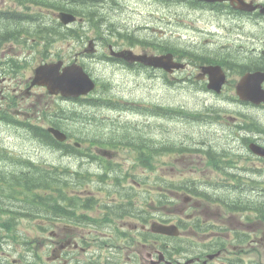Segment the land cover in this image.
Returning a JSON list of instances; mask_svg holds the SVG:
<instances>
[{
    "label": "rangeland",
    "instance_id": "374dc122",
    "mask_svg": "<svg viewBox=\"0 0 264 264\" xmlns=\"http://www.w3.org/2000/svg\"><path fill=\"white\" fill-rule=\"evenodd\" d=\"M140 1V0H138ZM136 0H99L98 3H95L96 6L92 5H85V8H83V19L84 14H88L90 18V13L86 12H101L100 18L103 21H108L106 23L100 24V32L102 34H98L96 30H98V27H96L95 23H89L86 25L85 30L82 31V39L85 41L87 38L96 39V37H101L102 39L100 42L103 41L104 38L107 37V33L105 32L107 29H110L109 26L113 25L116 33H111V38H108L106 43H113L116 41V39H120L117 34L121 32L122 30H126L127 28L131 31V33L135 34L134 29L140 28V24L134 25L138 27L132 26L131 18H134V20L137 18V21L141 20L143 18V15H148L150 12V6L147 2H138L135 3ZM0 7L1 8H9L14 7V2L12 0H0ZM128 8L135 10L137 13L141 14L138 17L134 15V13L130 10L128 11ZM73 12H79L77 9L71 7ZM81 9V8H80ZM152 16L153 13H150ZM37 15V14H35ZM87 15V16H88ZM159 16V15H158ZM169 16V15H168ZM161 18H165L162 22L165 25L166 34L164 37H161L163 41H166L168 43L173 44V47H171L173 50L176 51H182L185 52V54L194 53L198 55L201 58H205L206 55H204L200 49H198L199 39L201 37L198 33H196V30H202L204 29L205 32L210 33L211 35L216 34L218 29H222V31L219 32L220 36H223L222 39H219L218 41L220 44H226L227 38L230 40V44L237 43L240 45V47H237V45H234V48L238 50L239 48H243L242 51H238V57L234 58L233 61H229V65H239L242 63H248L251 61L250 58L245 56V49L249 48H256L259 49L261 46L258 41V39H264V23H249L248 25H242V24H233L238 25L237 28H232V30H227L226 28L230 27L231 22L229 23V26H226L222 23H217L215 18L214 20L211 18L213 15L208 16L207 18H201L199 15H191V17L186 18H179L174 17L171 19V17H164L160 16ZM171 20L173 21L174 25L171 31L167 32L170 29ZM222 24V25H221ZM226 26V28H224ZM1 28V26H0ZM134 28V29H133ZM155 28H157V25H155ZM162 30L161 28H157ZM140 30H143L140 28ZM119 31V32H118ZM228 31V36L227 32ZM140 33V32H139ZM171 33V35H170ZM140 34H143L141 32ZM147 33H145L146 35ZM136 35V34H135ZM144 35V36H145ZM167 35L171 36V40L165 39ZM233 35L232 37H230ZM137 36V35H136ZM142 36V35H140ZM154 36V35H153ZM139 38V37H138ZM141 38V37H140ZM151 39V38H150ZM238 39V40H237ZM211 40V39H210ZM237 40V41H236ZM76 39L72 40H61L58 42H55L51 47L48 48V51H46L50 55H58L61 59L70 61L73 60L76 56L75 53L79 52L82 48V45L79 44V46H75ZM188 41V42H187ZM212 41V40H211ZM74 42V43H73ZM240 42V43H238ZM86 43V42H85ZM84 43V45H85ZM196 43V44H195ZM83 44V42H82ZM117 45H121L120 42H118ZM168 45V44H167ZM10 44L6 45V48H10ZM16 52L19 51V49L22 51V53L26 52L27 49L24 50L22 48H18ZM105 46H102V49H105ZM76 49V50H75ZM138 48H136L137 51ZM105 51V50H104ZM186 56L182 57L181 61L184 60ZM220 62L223 63L224 60L222 59L223 56H219ZM243 60V61H239ZM65 61V62H66ZM226 62V61H225ZM83 66L87 68V70L93 75V78L97 80L99 83H103L102 85H109V89L111 91H108L106 94L107 98H110V96H121L123 97V100H129L132 102H138V103H144L145 105H159L163 104L166 106H169L170 108L178 107V105H186L191 110V116L188 115L186 118L187 121H177L172 120L171 118H164V119H150V126L149 128H146L145 131L148 132L146 136H149L153 138L154 140H158L160 142H168L171 141L172 143L176 142H185V143H194L197 145H201L202 142H206V144L209 142L212 144L213 147H216L217 144H223L224 147L231 145L233 147V143H227L226 140H228V137L221 138L222 133H230L232 134V128L229 127L228 129L222 127V123L220 124V121H213L210 119H207L206 121L208 124L205 126L207 129L212 130V132L207 133L205 132V128L202 127L200 124L196 123L199 122L201 118H199L200 112H198V105L199 103H203L201 99L197 98L195 93H191L188 89H182V83L181 80H173L174 84L173 87L167 88L164 85V79L161 76L160 73L155 74H140L138 72L134 73H122L119 70L113 68L109 64L106 63H96V61H92L90 58L84 59L80 62ZM1 75V73H0ZM180 74H174L172 75L174 78H180ZM171 80L172 77L170 76ZM0 81H2V77L0 76ZM1 88V86H0ZM101 91V90H100ZM100 93V92H99ZM98 93V94H99ZM5 95V94H4ZM121 97V98H122ZM47 97H43L40 94V91L35 90L29 98L24 102L23 108L26 109V112L30 114V121L33 123H39V119L42 115H44V108L45 111L50 112V108H54L57 105L63 106L65 109L77 111L79 114V119L74 120L72 116L64 117L66 120H62L61 126L63 127L66 132H68L70 135H76L77 137H83V139H92V138H98L100 142L102 141H109L116 138V133L111 132L110 129H107V132H99L95 131L91 128L90 124H87L88 119L92 118L93 114H95L98 117L105 116L109 119H115L118 118L115 112H112L110 110H107L105 108H99L96 110H91L86 108L85 106L82 107L81 103L77 104H71V103H64L63 105L56 101L53 98H48V106H45ZM1 103V101H0ZM116 104H120L118 101ZM22 108V110H23ZM206 113L208 111H205ZM119 114V113H118ZM194 114L196 116H194ZM127 116L125 119L128 120H134L136 119L134 116H131L130 113L126 114ZM128 115H130L128 117ZM124 118V116H122ZM108 120V119H106ZM107 123V121H106ZM102 123V124H106ZM139 123H143V121L139 120ZM232 123V122H231ZM41 125V124H40ZM107 127V126H105ZM23 133L19 129H14L11 126H7L4 123H0V142L3 140L4 145L8 147L9 149L13 150L16 153L24 154V155H31L39 156L40 159H47L52 160L53 159V153L46 148H43L44 146L39 145L38 143H35L31 141L28 138V133ZM26 133V135H24ZM98 133H103L104 138ZM225 136V135H224ZM226 143V144H225ZM236 146V145H234ZM86 148V147H85ZM230 150H226L224 152L225 155H228ZM240 151L235 152L237 158L235 162H238V165L240 167L247 168L250 166L251 161H246L243 157H241ZM130 150L128 149H122L119 153H116V156L114 155L115 161H128L126 163H123V165H127L129 162H131V158L129 156ZM182 158L176 157V156H170L165 155L161 156L159 159H157L153 164L155 165V168L153 169L155 172H147L142 171L141 169L137 170V173L140 175L138 181L141 182V185L137 187V193L139 194V198L135 199V204L140 208L141 206L148 208L151 205V200L157 199L156 194L159 191L157 188L159 184V180L157 177L161 178L162 180L168 182L169 184L172 182H180L183 179H186L187 177H191L192 179H205V180H222L225 178V176L222 174L223 172L220 170H215V168L210 167L208 164V161L203 156L194 155L190 156L188 155H182ZM77 163H80L81 166L85 161H81L80 158H77ZM62 166H65L67 168L74 167L76 171H83L82 167L78 165L74 159H63ZM1 169H4L2 167ZM152 170V171H153ZM222 172V173H221ZM74 180L77 182L76 177L74 175ZM184 182V181H181ZM5 185V184H4ZM3 184H0V187L5 188L7 190L9 186H4ZM170 191L173 189L168 187ZM67 190H71L70 193L77 197V199L85 200L87 198H94L101 200H106V196L104 193L95 190V186H91L90 183L85 184L83 186L79 187H73V188H67ZM8 191V190H7ZM169 196L170 199L174 200L173 202L175 205L174 209L171 210V220L178 221L181 218L184 219V215H180V208H186L188 204H185L183 202L184 196H176V198H172L173 196H170V193H164ZM8 202V203H6ZM4 203H6L4 205ZM194 201L192 200V204ZM161 204L159 203L158 206ZM165 209V208H162ZM161 209V210H162ZM18 206L15 202L9 201L4 197H0V224H3V222H6L7 220H10L13 223H18L17 228L11 232H7V228L4 226H0V258L5 259L9 258V263L11 264H30V261L32 260L33 253H27L28 254V261H24L25 257V246L22 243L20 239L17 238V242H15V239L13 238L14 234L21 235L26 237L28 239V242H30V249L33 252H36L37 257H35L36 264H40V260L44 261L45 264L49 263V259L51 257V252L53 253L54 244L51 242V240L54 241V243L58 242L59 240L56 239V237L52 235L53 233H50L51 230H55V234H59V229L61 231L70 228L67 226H72L69 222L63 223L62 220H56V221H46L44 220V216H40L35 219L29 218V216L23 215V218H20L21 216L18 215ZM23 212H27V214L32 215L34 213L33 208L24 207ZM87 213L91 217H100V211L95 208L92 211H77L78 215H81L83 213ZM196 215H205L203 212H201V204H197V210ZM221 213L224 214L227 219L225 220L218 219L221 218ZM144 215V214H143ZM247 215L248 221L253 217V214L250 212H247L245 216ZM163 216L168 217V213L165 212ZM209 216V218H208ZM238 216L239 215H233L228 211H219L215 213V211L211 208H207V221H212L213 224L220 225L221 227H227L232 228L233 223L238 224ZM244 216V217H245ZM246 218V217H245ZM241 221L242 218H240ZM127 222V221H125ZM247 222V221H246ZM250 222V229L252 232V237L255 238V240L258 242L256 245L252 247L242 248L239 246L231 247L230 250L234 251L231 252L232 254H237L243 262V264H256V262L260 261L264 263V224L261 221L258 220H252ZM117 225H120L123 230L130 229L128 227V223H123L121 221L117 222ZM242 224V223H241ZM246 224V223H244ZM41 226L43 229V232L37 229V226ZM79 229H77L79 238H83L87 242L86 250L81 251L82 253H78L77 255L83 259L86 258L87 254L90 252L96 251L98 245V235L96 233H91L90 231L93 229L87 228L86 225H83L81 223H78ZM245 227V226H244ZM89 229L90 231H88ZM11 234V235H10ZM257 234V236H256ZM87 236H89V239H87ZM23 240L26 241L25 238L22 237ZM95 240V241H94ZM209 240V239H205ZM20 241V242H19ZM27 246V247H28ZM247 249H249L248 252ZM60 251V249H58ZM48 251V252H47ZM56 253V252H54ZM148 253L149 251L144 247L142 248L139 244L133 245L130 247H127L124 245L120 249V253L117 255L116 262L118 264H131L130 260H127L126 257L130 256L132 259H136L140 262L142 259L143 264H149L148 262ZM103 254H107V249L103 250ZM54 259V258H53ZM145 260H147V263H144ZM55 260H51L49 264H53ZM221 260L216 261V264H219ZM5 263V262H4ZM80 264H84L83 262H80Z\"/></svg>",
    "mask_w": 264,
    "mask_h": 264
},
{
    "label": "flooded vegetation",
    "instance_id": "af4514ba",
    "mask_svg": "<svg viewBox=\"0 0 264 264\" xmlns=\"http://www.w3.org/2000/svg\"><path fill=\"white\" fill-rule=\"evenodd\" d=\"M176 1L177 0H170V3H174ZM178 1H181V0H178ZM31 19H33L35 23L30 24L27 27H30V28L35 27V28L40 29V31H41V29L46 27V23H44L43 19H41L38 15L29 14V13H26L25 16L22 17L21 23L26 25ZM23 30H26V29H23ZM3 40L7 41V39H3ZM25 40H28V39L25 38ZM100 40L101 39H97V40L94 39V41H92V44L96 45L98 47L97 53H99V51H100L99 47L103 44L100 42ZM254 41H258L260 43L259 46H261V47L259 49H256V48L247 49V54H245V56H247L248 58L251 59L250 62L242 63L239 65H234L233 68L231 67L230 72L228 74V79L225 82L223 90L226 88V86H228L227 90L236 89L238 82L245 75L261 73L264 76V39H258V40H254ZM19 42L24 43V40H19ZM106 47H107L108 51H110V48L112 47V48H114L115 51L132 49L136 54H143V53L150 54V52H147L146 50L141 49V48H138L136 51L135 47H131V48L125 47L126 49H124V48H119L118 45H112V44H106ZM18 55H19V53H18ZM92 56H95V54H93ZM104 58L108 61V64H110V66L115 67V68H120L121 70L129 72V73H134L135 70H138L142 66L141 64H138V63L127 62L121 58H113L107 54H104ZM239 61H243V60L239 59ZM22 62L27 63V65L24 66L26 69L24 71L18 73L19 71L17 70V68H18L17 66H19V65H16V64L17 63L22 64ZM29 64H30V61H28L26 59V57H24L23 59L22 58H14L13 61H11L4 56V57H2V62L0 61V73L3 74V76H4L3 79L4 80L6 79L8 81H10L11 78H13L12 76H19V75L24 74V77H25L28 73L30 75L32 72ZM29 75L26 76V78L24 79L23 82L22 81L17 82L15 79L11 80V82L15 81L16 87L7 89V92L9 93L8 96H12V99H10L8 97V99L10 100V104H18V103H16L17 100L21 101V102L24 100V98L22 96L24 92H22V91H23L24 87L28 85L29 80H27V78L29 77ZM249 80H250V82H249ZM249 80H247V83L250 85L248 87L251 88L249 90V92H254L253 89H257V88L259 89V91H257L258 93L264 92V81L259 82L258 81L259 77L255 78L252 76ZM257 85H258V87H257ZM247 104H249V103H247ZM247 104H245V105H247ZM249 105H251V104H249ZM258 107L261 111L264 112V104H260ZM19 113H21V111L15 112V114H18V115H19ZM109 123L110 124L112 123L111 119H109ZM242 133H248V132H242ZM98 134H100L102 136V138H104L103 133H98ZM242 135H240V134H235V136L232 135L233 136L232 141L235 142L236 148L239 149V148L245 147L244 142H256V143H260L264 146V135L254 134V133L244 134L243 136ZM257 135H262V136H257ZM225 137H228V140H231V138H229V134L226 132L222 133V136H221L222 140ZM246 137L248 138V141L246 139H244ZM90 141L93 142V141H99V140H98V138H92ZM246 148H247V146H246ZM253 160L260 163L261 164V170L264 171V160H262L261 158L256 157V156L255 157L253 156ZM250 186H252V185H250ZM260 186H261V184H260ZM262 186H264V184ZM250 201L253 202V200H250ZM93 232L95 233L96 231L94 230ZM252 242L253 241H250L249 243L252 244Z\"/></svg>",
    "mask_w": 264,
    "mask_h": 264
},
{
    "label": "water",
    "instance_id": "95a60500",
    "mask_svg": "<svg viewBox=\"0 0 264 264\" xmlns=\"http://www.w3.org/2000/svg\"><path fill=\"white\" fill-rule=\"evenodd\" d=\"M138 61L146 65H153L155 67L165 66L164 58L171 60L170 56L167 57H135ZM62 63L51 65H44L36 70V74L32 85L46 86L51 94L60 93L63 97H79L80 95L87 94L93 89L94 84L90 78L83 72L82 68L76 64L66 66L61 69ZM52 132L59 141L65 139L64 134L49 130ZM154 231L164 235H177V228L175 226L157 225Z\"/></svg>",
    "mask_w": 264,
    "mask_h": 264
},
{
    "label": "trees",
    "instance_id": "16d2710c",
    "mask_svg": "<svg viewBox=\"0 0 264 264\" xmlns=\"http://www.w3.org/2000/svg\"><path fill=\"white\" fill-rule=\"evenodd\" d=\"M70 33L72 34L71 31H70ZM71 34H66L65 33V34L61 35L57 31L56 32L55 31H47L46 32V35H47L46 37L48 38V40H50V38L52 36L66 38V37L70 36ZM12 35H13L14 38L17 37V34H12ZM32 37H34V34H33ZM163 49H165V48H163ZM168 51L169 52H174V50H170V49ZM43 135L47 136V134L44 131H40L39 136H43ZM132 143H134V142L131 141V142L127 143V144H132ZM150 155H151V153L149 155H146V156H144V155L139 156L138 160L142 162L143 166H145V167L146 166H150L149 165V161H151V160H149ZM34 173H36V172H34ZM36 176H37L36 174H34V176L32 178H30L28 175H26V177H25V175H22L21 177H19V176H10V175H6V174L0 172V184H3V185L5 184L4 186H11V187H9L7 189L8 191L5 190V188L0 187V196L5 197L7 200H17L18 198L22 197V195H23L22 190L18 186H26L27 187L28 185H30V184H32L34 182H37L38 179H37ZM101 181L105 182L106 180L104 178H101ZM27 189L29 190L28 187H27ZM10 228L11 227H9L8 229H10ZM15 240L17 242V238H15ZM22 242H23L24 245L27 244V242L25 240H22ZM161 248L162 249H166V247L163 244L161 245Z\"/></svg>",
    "mask_w": 264,
    "mask_h": 264
},
{
    "label": "bare ground",
    "instance_id": "6f19581e",
    "mask_svg": "<svg viewBox=\"0 0 264 264\" xmlns=\"http://www.w3.org/2000/svg\"><path fill=\"white\" fill-rule=\"evenodd\" d=\"M29 30L31 31V29H29ZM29 30H28V29L23 30L24 33L28 34V35L25 37L26 39H29V38H30V35H29V33H28ZM31 34H32V31H31ZM111 120H112V123H111V124L116 123V120H115V119H111ZM127 132L130 133V131H127ZM43 148H46V147H43ZM46 149H47V148H46ZM77 151H78V152L76 153V157H77V158H80L81 161H86V159H89V157H87V155H85L84 152L80 151V149L77 150ZM36 169H37V166H33L32 171H31L30 173H28L27 175H28L30 178H32V177L34 176V174H36V173H34V172L37 171ZM36 177H37V176H36ZM0 197H3V196H0ZM4 199H5V197H4ZM9 201H13V202H15L16 200H9ZM6 203H8V202H6ZM6 203H4V205H5ZM20 210L23 211V209H20Z\"/></svg>",
    "mask_w": 264,
    "mask_h": 264
}]
</instances>
